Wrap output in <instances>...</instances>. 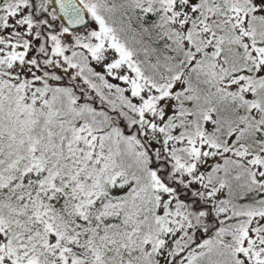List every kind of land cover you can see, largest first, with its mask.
Instances as JSON below:
<instances>
[{"label":"snow or ice","instance_id":"obj_1","mask_svg":"<svg viewBox=\"0 0 264 264\" xmlns=\"http://www.w3.org/2000/svg\"><path fill=\"white\" fill-rule=\"evenodd\" d=\"M0 264H264V0H0Z\"/></svg>","mask_w":264,"mask_h":264}]
</instances>
